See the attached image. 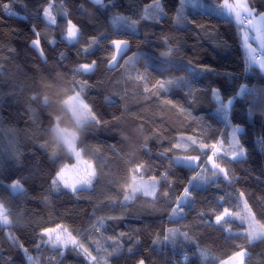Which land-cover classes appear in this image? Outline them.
Instances as JSON below:
<instances>
[{
  "label": "trees",
  "instance_id": "1",
  "mask_svg": "<svg viewBox=\"0 0 264 264\" xmlns=\"http://www.w3.org/2000/svg\"><path fill=\"white\" fill-rule=\"evenodd\" d=\"M244 1L264 14V0ZM49 3L51 25L42 15ZM114 18L128 29L114 30ZM68 21L78 35L54 50ZM37 38L39 49L30 44ZM120 40L129 53L108 71L109 45ZM242 48L223 17L182 10L181 0H0V205L8 219L0 224V264H221L242 252L243 264H264V235L251 240L243 215L249 210L264 230V74L248 67ZM133 55L134 65L124 63ZM93 61L100 81L70 76ZM72 95L98 96L81 125L64 106ZM229 125L241 129H234L241 159H230ZM55 126L75 133V150L94 173L89 188L53 183L74 164ZM186 137L195 143L179 149ZM213 144L228 180L208 169ZM185 155L199 156L200 166L176 163ZM204 169L206 181L190 182ZM133 177L155 178L156 193L131 192ZM186 186L190 198L172 216ZM225 208L237 215L217 222ZM58 227L72 240L65 248L45 235ZM170 230L174 240L166 239Z\"/></svg>",
  "mask_w": 264,
  "mask_h": 264
},
{
  "label": "rangeland",
  "instance_id": "2",
  "mask_svg": "<svg viewBox=\"0 0 264 264\" xmlns=\"http://www.w3.org/2000/svg\"><path fill=\"white\" fill-rule=\"evenodd\" d=\"M91 1L95 2V0H91ZM153 6L155 7L154 9H156V10L159 9V11L161 13L160 2L154 3ZM181 7H182V10H188V11H194V12H200V13H210V14L216 15L218 17H223L222 16V11H223L222 7L217 8L216 6H213L211 3H209L207 0H181ZM261 16H264V14L253 12V19H257V21H258L257 26L259 28V33H257V35L264 36V22H260L258 20V19H260ZM46 22H47V20H46ZM111 24H112L113 29L116 31H125L128 29L126 22L123 18H114L111 20ZM238 35H239V38H237V39L240 41V44L243 47L242 48L243 49V55L248 60L249 55L253 51H255L254 46H252L251 44L256 42V40H255L256 38H254L253 31L250 29H244L243 32H241V26H239ZM244 35H248V37H249L248 43L251 46V51H249V49L245 47V42L243 39ZM65 36H66V34L58 42H53L54 50L70 44L65 39ZM136 58H137L136 55L130 56L125 60L124 63L134 65ZM70 76L75 78L76 80H78L80 82H83V83H93L95 81H100L103 77L102 74L95 73L94 67L91 71H88V72L81 71L78 68L74 73H71ZM76 97H78V96L77 95L70 96L64 102V106L68 110V112L70 113V115L73 118V120L75 121V123L77 125H81L90 119L89 106L95 100L98 99V96L92 95L91 97H89L86 100H82L79 98V101L76 100ZM229 127H231V126L229 125ZM234 129L238 132L241 131V129L238 127H236V128L231 127L230 128L231 140H233V138H234L233 134H236L234 132ZM53 130L56 133V135L58 136V138H60V140L63 142L67 151L70 154H72V156H73L74 164L72 166H67V172L65 174L68 183L72 184L81 178H87L88 173L89 172L93 173V170H92V167L89 168L90 164L87 163L86 161H84L82 159V157H80L79 161L76 158V153L78 151L75 150V139H76L75 133L72 131H67L65 129H62L58 126H55ZM235 138H236V136H235ZM193 141H194V139L190 138V137L182 138L180 140V143H179V149H188L190 145L194 144ZM80 156H81V153H80ZM176 163H182V164H185L189 167H196L195 164L187 163L184 161H177L176 160ZM207 166H208V169H210V168L213 169L212 165L208 161H207ZM202 174H203V176L206 175V169H204L202 171ZM93 178H94V175L91 176V182H92ZM60 183L62 186H64L66 189H68L71 192H76L78 190L87 189L90 186V185H84L83 182H81V183L75 185V191H73L71 188L66 187L62 182H60ZM199 183H200V181H197L195 183V185H198ZM131 184H132L131 185V192L141 193V194H144L146 196H153L156 193L157 180H154V179L145 180V179L135 178V179H132ZM11 191L13 193H17V192L21 191V186L19 189H12V187H11ZM243 215H245L246 220H248V222H251L252 226H253V235H250L251 240L254 241V240L258 239L259 237L263 236L264 230L260 226H258V224H256L255 221H253V217H252L251 213L249 212V210L245 209V211H243ZM4 221H7V223H8V219L6 217V212H5L4 208L0 205V224L1 225L7 224ZM45 235L47 236L49 243L53 246H56V247L65 248L69 244H71V242H72L70 235H69V232H67L65 229H63L61 227L47 230L45 232ZM83 254L87 258L89 257V255L86 252H83ZM245 256H246V253L242 252V256H239L233 260L229 259L227 261H231V264H243V260H244Z\"/></svg>",
  "mask_w": 264,
  "mask_h": 264
},
{
  "label": "snow or ice",
  "instance_id": "3",
  "mask_svg": "<svg viewBox=\"0 0 264 264\" xmlns=\"http://www.w3.org/2000/svg\"><path fill=\"white\" fill-rule=\"evenodd\" d=\"M95 3L99 4L100 0H95ZM220 6L223 7L224 9H226L232 15H234L236 22L241 26V32H243L244 29H250L253 31L254 38L260 39V36L257 35V33H259V28L257 26L258 21H257V19H253V12L250 8H248L247 3L243 2V0H233V2H230V0H221ZM5 7H7V6H5ZM51 7H52V5H51V3H49L48 7H45L43 9L42 15L47 20V22L49 24H55L56 23L55 17L52 15V13L50 11ZM9 14H14V13L10 12ZM258 20L260 22H264V16H261L260 19H258ZM38 35L39 34L37 33V37H38ZM77 35H78V27L75 26L71 21H68L65 39L69 43H71V42L75 41ZM243 39L245 42V47L248 48L249 51H251V46L248 43V39H249L248 35H244ZM92 43H95L94 39L92 40ZM120 43H122V42H118V41L113 42L114 46L119 45ZM30 44L32 47H35L37 49L40 48L38 38L33 39ZM262 45H264V40H262ZM120 50L123 51V48H121ZM40 54H41V56H43L42 50H41ZM253 60H254V58H253ZM257 63H259L262 68H264V61H259ZM94 66H95V61H93L92 65H87V64L80 65L79 70L84 71V72H88V71H91ZM109 66L110 67L112 66L111 63L109 64ZM213 95H215V90H213ZM76 100L79 101V97H76ZM225 107H227V105H225ZM93 119L95 120L96 124L100 123V121L97 119L96 116H94ZM233 136H234L233 142L236 145V150L231 154L230 159L235 160L237 157L242 156L244 154V149L239 146L238 141L235 138V134H233ZM193 143H195V141H193ZM200 147L203 148L204 145L201 144ZM211 147H212L213 151H212V155H210L208 157V162L212 165V168L214 170H218L219 173L224 174L225 180H228L229 176L226 172V169L224 167H222L220 164L213 162V157H215L217 155V152H216L217 145L213 144ZM80 157H81L80 153L77 152L76 158L78 161L80 160ZM176 159H177V161H184L187 163H193L197 166V168L200 166L199 156H194V155L177 156ZM90 167H91V165H89V168ZM139 167L140 166H137V170H139ZM66 172H67V165H65L63 168H61L57 172L56 178L54 179L53 183H55L56 180H59L66 187L71 188L73 191H75V185L79 184L81 182H83L84 185H90L91 184V176L94 175V173L89 172L87 178H81V179L75 181L74 183L69 184L67 179H66V175H65ZM211 176H217V171H213L211 173ZM133 179H135V177H133ZM153 179H155V178H153ZM207 179H208V177L203 176L202 171H197V172H195V174L192 177H190V182L193 180L204 182ZM11 187H12V189H19L20 188V182L14 181L13 184L11 185ZM186 198H190V193H189L187 186L182 191L181 196L177 199V201H176L177 206L171 210L172 216H175V215L182 212V208L180 207V202ZM241 198H243V193H241ZM233 215H237V213L229 212V210L227 208H225L223 210L222 214L215 216V220L217 222H221L225 217H229V216H233ZM4 222L7 223V221H4ZM174 236H175V230H170V236L166 237V239H169L171 237L174 240ZM185 239H188L187 234H185ZM25 255L27 256V259L29 261H31V257L27 255V252H25ZM201 255H203L202 252H201ZM239 256H242V253H236L235 256L231 257V260H233ZM140 264H143V261H140ZM222 264H231V261H225V262H222Z\"/></svg>",
  "mask_w": 264,
  "mask_h": 264
},
{
  "label": "crops",
  "instance_id": "4",
  "mask_svg": "<svg viewBox=\"0 0 264 264\" xmlns=\"http://www.w3.org/2000/svg\"><path fill=\"white\" fill-rule=\"evenodd\" d=\"M243 2H245L244 0H243ZM221 7V6H220ZM249 8V7H248ZM222 16H223V19H224V22L225 23H227V24H229V25H231L232 27H233V30H234V33H235V37H236V40L238 41V42H240L237 38H239V35H238V29H239V27L236 29V25H238V23L236 22V19H235V17H234V15H232L231 13H229L226 9H224L223 7H222ZM231 17V18H230ZM256 40V42L255 43H253V44H251L252 46H254V50L255 51H258V52H260V54H261V56H262V58L261 59H259V60H253V59H251L250 58V55H249V59L247 60V65H248V67H250V68H255V69H257L258 71H260V73H262V74H264V68H262L261 66H260V64L259 63H257V62H259V61H264V45H262V40H264V36H260V39H255ZM230 105H231V102H228L227 103V106H229L230 107ZM228 107V108H229ZM216 152H217V154H219L220 153V149H218V148H216ZM243 157V155L242 156H239V157H237L236 159H241ZM235 159V160H236ZM144 195V194H143ZM146 196V195H145Z\"/></svg>",
  "mask_w": 264,
  "mask_h": 264
},
{
  "label": "water",
  "instance_id": "5",
  "mask_svg": "<svg viewBox=\"0 0 264 264\" xmlns=\"http://www.w3.org/2000/svg\"><path fill=\"white\" fill-rule=\"evenodd\" d=\"M114 42V41H113ZM113 42L110 43V48L113 51V58L111 59V61L107 64L106 66V70L108 71H113L115 70L119 63L128 55L129 53V44L127 41H118V42H122L119 45H115L113 44ZM123 48V51H121L120 49ZM111 63V67L109 66V64Z\"/></svg>",
  "mask_w": 264,
  "mask_h": 264
},
{
  "label": "built area",
  "instance_id": "6",
  "mask_svg": "<svg viewBox=\"0 0 264 264\" xmlns=\"http://www.w3.org/2000/svg\"><path fill=\"white\" fill-rule=\"evenodd\" d=\"M230 2H233V0H230ZM251 56H252V58H254L255 60H256V59H260V57H261L260 53H258V52H253V53L251 54Z\"/></svg>",
  "mask_w": 264,
  "mask_h": 264
}]
</instances>
